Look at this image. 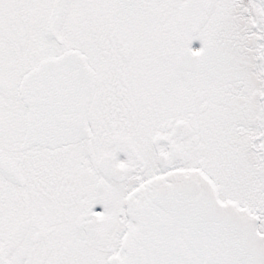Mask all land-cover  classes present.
<instances>
[{"label":"snow or ice","instance_id":"6c2138e0","mask_svg":"<svg viewBox=\"0 0 264 264\" xmlns=\"http://www.w3.org/2000/svg\"><path fill=\"white\" fill-rule=\"evenodd\" d=\"M0 264H264V0H0Z\"/></svg>","mask_w":264,"mask_h":264}]
</instances>
